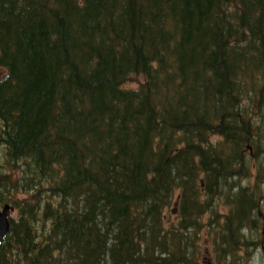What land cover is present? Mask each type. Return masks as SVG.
Here are the masks:
<instances>
[{
	"label": "trees",
	"instance_id": "trees-1",
	"mask_svg": "<svg viewBox=\"0 0 264 264\" xmlns=\"http://www.w3.org/2000/svg\"><path fill=\"white\" fill-rule=\"evenodd\" d=\"M261 144L264 0H0V264H244Z\"/></svg>",
	"mask_w": 264,
	"mask_h": 264
},
{
	"label": "rangeland",
	"instance_id": "rangeland-1",
	"mask_svg": "<svg viewBox=\"0 0 264 264\" xmlns=\"http://www.w3.org/2000/svg\"><path fill=\"white\" fill-rule=\"evenodd\" d=\"M141 77H138V80H141ZM138 80H131L129 82H127L126 86L128 87H135L137 85V81ZM254 115H256V112L254 111ZM253 136V135H252ZM262 145V144H261ZM250 147V145L248 144V148ZM263 147V151L260 154H252L251 152L247 151V159H249L248 164H250L251 167V175L247 181V179L242 180L241 184L242 185H246L249 183H251L254 179H255V175H256V164L257 161L259 162L260 160H264V144L262 145ZM251 150V148H250ZM263 178V176L261 175V179ZM262 184V183H261ZM260 193V197L262 198V201L260 203L261 205V216H262V222H264V188L263 185L261 186V189L259 190ZM176 209V206L174 205L173 209ZM168 212V216H167V221L169 224L171 223H175L178 219V215L177 212ZM220 210H222V208H220ZM259 212V210H258ZM221 214V212H219ZM16 215V210H13L10 213V216H15ZM207 216L208 213H206L205 215H203L201 218L204 220L203 224H204V228H206V220H207ZM261 224V222H260ZM264 224V223H263ZM261 230L262 235L259 236L258 231ZM246 234H248V236L250 238H252L255 242H256V249L253 251L254 253H252L251 257H243L242 260L244 262V264H264V228L263 225H261V228L258 226L257 228V232L256 231H252V232H246V230H243ZM204 254V258L202 260L203 264H214L216 262L215 260V254H213L212 250L210 247H207L206 251H203ZM245 254V253H244ZM222 261V257L220 258Z\"/></svg>",
	"mask_w": 264,
	"mask_h": 264
},
{
	"label": "water",
	"instance_id": "water-1",
	"mask_svg": "<svg viewBox=\"0 0 264 264\" xmlns=\"http://www.w3.org/2000/svg\"><path fill=\"white\" fill-rule=\"evenodd\" d=\"M12 211V207L10 204L6 203L0 208V241L3 239L4 235L7 233L9 229V217ZM174 208L172 212H175Z\"/></svg>",
	"mask_w": 264,
	"mask_h": 264
}]
</instances>
